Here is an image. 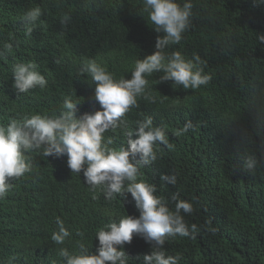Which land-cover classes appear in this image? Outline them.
<instances>
[{"label": "trees", "instance_id": "trees-1", "mask_svg": "<svg viewBox=\"0 0 264 264\" xmlns=\"http://www.w3.org/2000/svg\"><path fill=\"white\" fill-rule=\"evenodd\" d=\"M191 2L189 28L165 51H180L186 59L198 54L211 81L184 89L160 81L162 72L146 75L155 101L138 96L125 125L104 136L112 139L109 147H126L124 132L147 116L165 130L171 147L156 145V161L140 173L171 210L173 193L193 204L184 219L199 232L167 237L163 246L167 255H180L178 264H264V163L254 171L243 165L247 154L264 156V43L257 39L264 34V0ZM36 7L42 15L28 35L23 16ZM152 27L143 0H0V124L58 114L65 97L80 101L77 117L100 110L91 76L79 75L80 68L95 60L114 79H130L135 61L152 54L163 35ZM5 43L13 44L11 53ZM29 62L47 85L18 93L13 66ZM187 120L192 129L177 136ZM26 155L31 170L10 178L0 197V264L11 257V264H64L60 248L76 253L78 241L95 254L101 227L139 216L130 193L106 199L99 187L93 191L85 183L82 172L72 173L66 156H44L41 150ZM162 174H174L176 184L161 181ZM58 218L70 233L63 244L51 239ZM123 251L128 264H143L151 245L134 234Z\"/></svg>", "mask_w": 264, "mask_h": 264}, {"label": "clouds", "instance_id": "clouds-1", "mask_svg": "<svg viewBox=\"0 0 264 264\" xmlns=\"http://www.w3.org/2000/svg\"><path fill=\"white\" fill-rule=\"evenodd\" d=\"M143 2L152 28L163 35L157 36L152 54L135 61L131 78L114 79L95 60L86 61L79 70V75L87 73L91 76L100 110L77 117L76 109L80 101L65 97L58 114H29L19 120L11 119L7 125L0 124V197L8 191L10 178L21 177L31 170V160L26 153L41 150L44 156H66L72 173L79 175L82 172L85 183L93 191L99 187L106 199L127 192L135 202L138 217L122 216L118 222L109 223L97 231L95 254L82 241L77 242L76 253L60 248L59 255L64 264H128L123 246L131 243L134 234L151 245V253L143 256V264H178L180 255H167L164 250L166 238L177 234L187 237L200 230L196 224L188 225L184 219L185 215L194 211L190 201L180 199L178 193H173L171 200L175 202V208L171 210L168 201L156 195V186L147 182L140 173L141 167L156 161V145L171 147L165 130L154 126L151 116L137 121L135 129L124 132L126 147H109L112 139H105L104 136L107 131L125 125L123 118L130 108L137 106L138 96L155 101L150 94L146 75L162 72L160 81L171 80L184 89H198L212 79L210 74L205 73L203 66L206 62L198 54L193 53L191 59H186L180 51L171 54L165 51L170 44H179L182 34L189 28L193 14L191 0H184L182 4L177 0ZM41 15L39 7L25 12L23 22L28 35ZM67 19L62 23H67ZM257 39L264 43V34H258ZM3 49L11 53L13 44L5 43ZM3 55L0 52V59ZM36 69L37 65L31 62L13 66V87L18 93L47 85L45 77ZM192 127V121L187 120L175 134L183 135ZM261 163H264V156L258 158L254 153L243 158V165L248 171H254ZM160 179L176 184L174 174H162ZM56 223L58 231L52 234L51 239L56 244H63L70 233L59 218ZM206 226L215 231L210 227L211 220L206 222ZM14 259L11 257L9 264Z\"/></svg>", "mask_w": 264, "mask_h": 264}]
</instances>
